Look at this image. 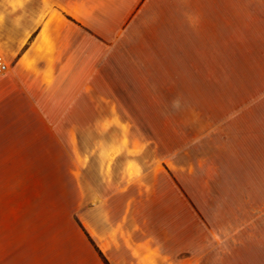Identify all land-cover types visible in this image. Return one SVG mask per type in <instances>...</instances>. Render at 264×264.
I'll return each instance as SVG.
<instances>
[{"label": "crops", "instance_id": "1", "mask_svg": "<svg viewBox=\"0 0 264 264\" xmlns=\"http://www.w3.org/2000/svg\"><path fill=\"white\" fill-rule=\"evenodd\" d=\"M0 264H264V0H0Z\"/></svg>", "mask_w": 264, "mask_h": 264}, {"label": "built area", "instance_id": "2", "mask_svg": "<svg viewBox=\"0 0 264 264\" xmlns=\"http://www.w3.org/2000/svg\"><path fill=\"white\" fill-rule=\"evenodd\" d=\"M8 70L7 64L4 63L3 59L0 57V73Z\"/></svg>", "mask_w": 264, "mask_h": 264}]
</instances>
